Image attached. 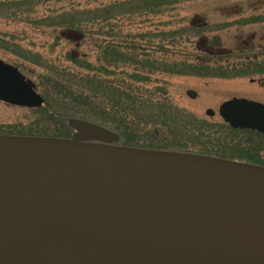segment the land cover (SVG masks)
I'll return each mask as SVG.
<instances>
[{"label": "water", "instance_id": "1", "mask_svg": "<svg viewBox=\"0 0 264 264\" xmlns=\"http://www.w3.org/2000/svg\"><path fill=\"white\" fill-rule=\"evenodd\" d=\"M0 102L43 99L0 60ZM218 115L264 135V103L232 99ZM67 125L70 138L0 135V264H264V167L120 146L98 125Z\"/></svg>", "mask_w": 264, "mask_h": 264}, {"label": "trees", "instance_id": "2", "mask_svg": "<svg viewBox=\"0 0 264 264\" xmlns=\"http://www.w3.org/2000/svg\"><path fill=\"white\" fill-rule=\"evenodd\" d=\"M192 0H121L103 8L82 9L72 4L60 11L36 18L40 0H0V19H18L34 28L76 31L84 38L90 27L101 37L95 44L94 64L66 55L71 67H62L23 49L15 39L0 37V50L32 63L42 73L36 86L44 104L31 109L35 118L29 130L8 129L0 135L69 138L68 119L98 125L118 136L121 146L195 153L264 166V137L247 130H232L227 125L197 119L172 104L165 77L238 79L264 73V56L253 51L251 43L243 51L215 55L196 47L200 59L189 54L177 56L172 49L189 42L208 26H184L171 31L139 33L136 40L117 30V21L161 17L182 2ZM60 2V1H59ZM264 23V13L217 26H246ZM59 38V37H57ZM80 41V42H81ZM153 41H156L154 47ZM144 43V44H142ZM155 43V42H154ZM197 43V42H196ZM250 48V49H247ZM154 50V51H148ZM157 53L160 57H157ZM248 54V55H247ZM197 60H218L196 63ZM74 68V69H72ZM160 79H159V78ZM154 86H151L153 85ZM236 135L241 147L230 153L216 152L219 136ZM242 138V139H241Z\"/></svg>", "mask_w": 264, "mask_h": 264}, {"label": "rangeland", "instance_id": "3", "mask_svg": "<svg viewBox=\"0 0 264 264\" xmlns=\"http://www.w3.org/2000/svg\"><path fill=\"white\" fill-rule=\"evenodd\" d=\"M118 1L121 0H40L36 6V14L33 16L42 18L50 12L66 10L69 6L67 4L77 6L79 10H82L103 8ZM263 13L264 0H192L182 2L174 8L173 12L161 17L151 16L144 21L137 18L121 19L117 21L118 27L115 30L118 28L123 34L130 35L136 40L139 33L176 30L180 27L189 26L194 19L198 18L201 23H206L209 30L200 32L195 37L189 35L187 44L183 42L179 48L172 49L171 52L177 56L186 54L190 56L191 54L200 59L201 54L195 50L198 47L196 42L200 38H205L207 41V44L201 49L207 48L210 51H215V55L225 51H243L245 42L251 43L254 52L257 48L264 47V23L241 27L229 26L221 30L217 28V26L226 25L236 20L260 16ZM94 29L96 27L93 26L89 28L90 33L84 32V38L76 48L75 43L65 40L61 33L59 34L62 29L54 31L50 28H34L18 19H0V37H12L23 49L39 54L43 59L62 67L73 66L66 61L67 54L70 57L78 54L80 59L94 64L97 55L95 44L101 40V37L91 33ZM152 43L153 45L150 47H154L157 42L153 41ZM157 57H160L158 53ZM0 60L18 67L19 71L35 84L37 75L42 73L32 63L25 62L1 50ZM164 80L167 81L168 98L174 106L193 114L197 119L206 120L210 123L227 125L220 119L217 112L219 106L234 95H246L264 100V89L259 88L256 84H249L245 78L225 81L224 79L204 80L202 78L172 76L165 77ZM188 91L194 92L195 98L189 97ZM207 110H212L214 116H207ZM33 118H35L33 113L28 109L0 103V131L11 128L21 131L29 130L28 126H31ZM227 133L230 137L219 136L217 138L219 147L216 148V152L230 153L235 151L237 147H241V143L234 142L236 135Z\"/></svg>", "mask_w": 264, "mask_h": 264}, {"label": "flooded vegetation", "instance_id": "4", "mask_svg": "<svg viewBox=\"0 0 264 264\" xmlns=\"http://www.w3.org/2000/svg\"><path fill=\"white\" fill-rule=\"evenodd\" d=\"M247 43L248 42H245V45H247ZM247 49H250V48L247 47ZM255 52H256V54H258L260 56V58L263 57L264 56V47L257 48L255 50ZM217 61L218 60H203V61L202 60H197L196 63H216ZM191 78H198V77H191ZM244 78L246 79L245 81H247L249 84H256L259 88L264 89V73L257 74V75H251V76L244 77ZM202 79H204V80H206V79L207 80H209V79H212V80H223V79H219V78H202ZM238 79H241V78H238ZM224 80L228 81V80H234V79H224ZM194 98H195V96H194ZM234 98H236V99H245V100L253 101V102H257V103H264V100H258L257 98H254L252 96H246V95H234V96H232L231 98H229L226 101H229V100L234 99ZM226 101H224V102H226Z\"/></svg>", "mask_w": 264, "mask_h": 264}]
</instances>
